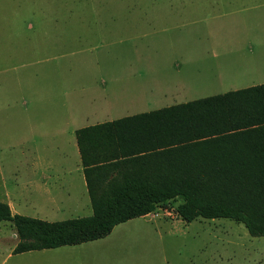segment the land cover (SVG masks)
I'll use <instances>...</instances> for the list:
<instances>
[{"label": "rangeland", "instance_id": "374dc122", "mask_svg": "<svg viewBox=\"0 0 264 264\" xmlns=\"http://www.w3.org/2000/svg\"><path fill=\"white\" fill-rule=\"evenodd\" d=\"M214 41L253 52L258 73H217ZM260 84L264 0H0V202L47 222L88 217L75 130ZM47 166L58 177L28 185ZM179 203L116 225L86 264H264V237L228 219L184 222ZM16 242L1 222L0 264H49L9 255Z\"/></svg>", "mask_w": 264, "mask_h": 264}, {"label": "trees", "instance_id": "16d2710c", "mask_svg": "<svg viewBox=\"0 0 264 264\" xmlns=\"http://www.w3.org/2000/svg\"><path fill=\"white\" fill-rule=\"evenodd\" d=\"M75 139L88 217L47 222L12 214V254L103 239L180 200L184 222L228 219L264 237V84L81 128Z\"/></svg>", "mask_w": 264, "mask_h": 264}, {"label": "crops", "instance_id": "0c3cea01", "mask_svg": "<svg viewBox=\"0 0 264 264\" xmlns=\"http://www.w3.org/2000/svg\"><path fill=\"white\" fill-rule=\"evenodd\" d=\"M220 44H222V46H226V47H224L225 49H223V47L221 46L222 50L218 51V50H216V48ZM228 45H229V43L228 44L217 43L215 41L208 43V45H207V49L211 53V57H212V61L208 64H210L211 67L217 73H224V74H229V75L233 74V73H237V74H244V73L256 74V72L258 73L259 69L256 67L258 66V64L262 63V59H255L253 57L248 56V54L253 55V52H249L247 49L242 51L243 52L242 56H233L232 54L238 53L237 51H238L239 47L235 46L234 50H236V51H232V50H230L231 48ZM233 91H235V90H233ZM188 102H190V101H188ZM184 103H187V102H184ZM184 103H179V104H184ZM179 104H175V105H179ZM24 105H25L26 109L29 110L30 104H28V106H27V103L24 102ZM171 106H174V105H171ZM168 107H170V106H168ZM163 108H167V107H163ZM160 109H162V108H160ZM160 109H156V110H160ZM156 110H152V111H156ZM149 112H151V111H149ZM144 113H148V112H144ZM139 114H141V113H139ZM126 117H129V116H126ZM122 118H125V117H122ZM118 119H121V118H117V119H114L111 121H115ZM111 121H107V122H111ZM102 123H105V122H101V123H97V124H93V125H89V126H85V127H90V126H94V125H98V124H102ZM85 127H82V128H85ZM75 131L73 132V136H74V140H75V148H76L75 152L78 156V159L76 161V172L78 174L77 176L79 178H81V180L83 182V187L85 188V192L87 193V188H86L85 179H84L83 170H82L81 161H80V155L78 152L76 139H75ZM36 171L37 170L32 169L31 173L29 174V176L32 177L33 180H30L28 182V185H31V187L32 186L38 187V185H40V184L45 185L47 181H51L53 174L50 171L49 166L44 167L42 169V172H40V173L39 172L36 173ZM70 174L71 173H68V175H70ZM53 176L55 178L58 177V175H56V174H54ZM47 184H49V183H47ZM87 195H88V193H87ZM88 198H89V196H88ZM89 202H90V199H89ZM7 205L9 206V208H11L9 203ZM11 213H12V211H11ZM150 214H148V216ZM144 217H146V216H144ZM96 241L86 242V243H82V244L75 245V246H63V247H58V248H54V249L30 251V252H25L22 254H34V255L38 254L35 257H33L32 260L44 259V260L48 261L49 264H86V263L92 261L93 259L96 260L95 256L93 254H89V251H88L89 244H93ZM14 246H13V248H14ZM64 247H68L70 249H62ZM13 248H11L9 255H14V254H12ZM9 255H7V256H9ZM16 255H20V254H16Z\"/></svg>", "mask_w": 264, "mask_h": 264}]
</instances>
